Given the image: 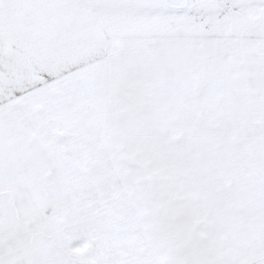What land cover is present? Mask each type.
<instances>
[{
    "label": "snow or ice",
    "instance_id": "obj_1",
    "mask_svg": "<svg viewBox=\"0 0 264 264\" xmlns=\"http://www.w3.org/2000/svg\"><path fill=\"white\" fill-rule=\"evenodd\" d=\"M0 264H264V0H0Z\"/></svg>",
    "mask_w": 264,
    "mask_h": 264
}]
</instances>
